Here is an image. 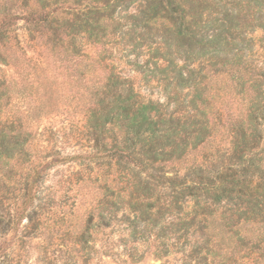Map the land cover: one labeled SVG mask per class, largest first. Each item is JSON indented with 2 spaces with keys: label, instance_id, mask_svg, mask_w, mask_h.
<instances>
[{
  "label": "trees",
  "instance_id": "trees-1",
  "mask_svg": "<svg viewBox=\"0 0 264 264\" xmlns=\"http://www.w3.org/2000/svg\"><path fill=\"white\" fill-rule=\"evenodd\" d=\"M20 20L58 70L91 84L95 146L74 159L99 161L110 216L117 197L133 202L130 238L154 237L159 258L173 249L183 264H264V0H0L2 63ZM12 96L26 89L0 82V100ZM14 113L0 111V209L22 214L53 161Z\"/></svg>",
  "mask_w": 264,
  "mask_h": 264
},
{
  "label": "rangeland",
  "instance_id": "rangeland-1",
  "mask_svg": "<svg viewBox=\"0 0 264 264\" xmlns=\"http://www.w3.org/2000/svg\"><path fill=\"white\" fill-rule=\"evenodd\" d=\"M12 11L22 13L16 6ZM14 34L17 43H11L6 62L0 61V82L17 83L26 89L27 98L6 97L0 100V111L6 115L12 109L16 115L17 111L27 115L29 129L38 135L31 152L52 150L51 156L45 154L46 163L53 164L37 198L22 214L25 207L14 202L8 210L0 209V264H183V253L177 250L159 258L154 237L130 238L136 218L131 212L133 202L126 195L117 197L118 210L110 216L111 207L101 204L103 192L94 180L99 161L74 159L88 155L95 146L84 100L90 93L88 79L86 84L77 83V77L73 80L58 70L50 46L44 44L45 39L30 35L24 21H18ZM16 45L19 49H14ZM86 51L92 55L93 49L87 46ZM17 62L25 66V73ZM127 73L140 79L133 71L127 69ZM64 80L75 86L72 94L59 85ZM79 84L82 88L78 89ZM142 93L149 99L148 90ZM152 97L165 101L157 92Z\"/></svg>",
  "mask_w": 264,
  "mask_h": 264
}]
</instances>
